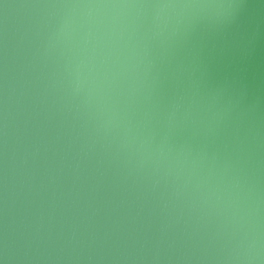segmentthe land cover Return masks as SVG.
<instances>
[{"label":"water","instance_id":"obj_1","mask_svg":"<svg viewBox=\"0 0 264 264\" xmlns=\"http://www.w3.org/2000/svg\"><path fill=\"white\" fill-rule=\"evenodd\" d=\"M0 264H264V0H0Z\"/></svg>","mask_w":264,"mask_h":264},{"label":"clouds","instance_id":"obj_2","mask_svg":"<svg viewBox=\"0 0 264 264\" xmlns=\"http://www.w3.org/2000/svg\"><path fill=\"white\" fill-rule=\"evenodd\" d=\"M71 10L76 9H87L86 15L89 17L88 27L86 31L81 33L79 41V50L85 55L76 64V76L77 84L80 83L81 67L82 65H87L92 63L97 56H99L101 64L105 63L107 58L110 57L114 50L119 46V43L124 38V27H117L116 17H113L109 22L97 24L92 21L91 17L93 15L94 9H118V10H128V9H153L154 21L159 24L166 9L175 8L177 5L171 3H116V4H67L63 5ZM183 8H197V7H211V5L204 4H186L180 5ZM230 8L238 7V5H228ZM71 22V14H69V19L66 20L65 24ZM64 28H61V33H63ZM93 67L95 65L93 64ZM91 71V69H89Z\"/></svg>","mask_w":264,"mask_h":264}]
</instances>
